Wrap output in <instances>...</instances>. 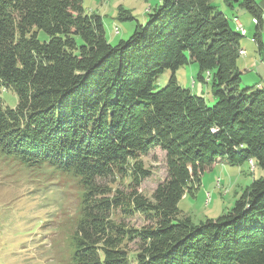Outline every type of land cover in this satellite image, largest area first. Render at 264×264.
<instances>
[{
	"label": "trees",
	"instance_id": "trees-1",
	"mask_svg": "<svg viewBox=\"0 0 264 264\" xmlns=\"http://www.w3.org/2000/svg\"><path fill=\"white\" fill-rule=\"evenodd\" d=\"M224 2L263 19L256 0ZM148 12L112 45L83 0H0V155L76 181L74 264H264V89L241 87L242 34L214 0H160ZM191 62L211 82L212 106L177 80ZM166 69L168 84L155 90ZM154 147L167 177L148 198L140 156ZM224 158L263 174L231 209L194 223L179 201ZM108 177L123 189L103 185ZM135 214L145 223L123 219Z\"/></svg>",
	"mask_w": 264,
	"mask_h": 264
},
{
	"label": "rangeland",
	"instance_id": "rangeland-1",
	"mask_svg": "<svg viewBox=\"0 0 264 264\" xmlns=\"http://www.w3.org/2000/svg\"><path fill=\"white\" fill-rule=\"evenodd\" d=\"M158 1L83 0V5L87 12L102 17L106 38L116 45L120 40H127L138 24L147 23L151 12L148 10L153 11L159 5ZM214 3L228 14L232 28L238 32L233 18L234 13L239 14L238 7L235 12L228 8L224 0H214ZM126 15H133L134 20L124 19ZM115 27L119 28L118 34ZM39 37L46 39V34L40 32ZM249 40L250 36L244 35L241 46L250 51ZM241 59L244 57L241 56L239 62ZM198 72L197 63L191 62L177 69V80L181 86L203 96L212 106L211 82L199 81ZM171 75V69L161 73L154 89L164 88ZM241 79V87L250 86L244 81V75ZM1 96L6 104L16 105V95L11 91L2 92ZM140 158L151 175L138 190L150 198L157 185L167 177L166 153L160 147H154ZM37 170L33 172L18 167L14 159L0 155V264H74L72 235L79 193L76 181L71 180L69 175L51 172L53 169L50 167ZM262 174L259 167H253L252 161L232 164L224 158L204 170L198 188L183 195L178 205L179 212L190 217L194 223L217 218L231 209L244 190ZM111 181L112 177H108L102 180V184L123 189L121 180ZM123 219L130 226L145 223L138 214ZM130 246L135 249L137 245L130 243Z\"/></svg>",
	"mask_w": 264,
	"mask_h": 264
},
{
	"label": "crops",
	"instance_id": "crops-1",
	"mask_svg": "<svg viewBox=\"0 0 264 264\" xmlns=\"http://www.w3.org/2000/svg\"><path fill=\"white\" fill-rule=\"evenodd\" d=\"M256 1L263 11V19L257 20V22H254L255 17H253L249 11H247L239 4H234L233 6H228L227 4L226 5L231 10H235V12H237V10L239 9V14L234 13L233 15L234 23L239 28L238 32L242 34V37L244 35L250 36V40L248 42L250 51L246 48H242L241 46L242 50L245 51V54L241 55L242 57H244V59H241L240 62H238L239 68L241 70V75L245 76L246 80L244 81H246L247 85H250V87H258L264 89V0ZM236 7H238V9ZM226 15L228 16L227 13ZM258 32L260 33V41H257L255 39V35Z\"/></svg>",
	"mask_w": 264,
	"mask_h": 264
},
{
	"label": "bare ground",
	"instance_id": "bare-ground-1",
	"mask_svg": "<svg viewBox=\"0 0 264 264\" xmlns=\"http://www.w3.org/2000/svg\"><path fill=\"white\" fill-rule=\"evenodd\" d=\"M254 22H255V19H254ZM242 31V30H241ZM119 32V30H118V28H116V33H118ZM244 55L245 54V51H243V50H241V55Z\"/></svg>",
	"mask_w": 264,
	"mask_h": 264
},
{
	"label": "built area",
	"instance_id": "built-area-1",
	"mask_svg": "<svg viewBox=\"0 0 264 264\" xmlns=\"http://www.w3.org/2000/svg\"><path fill=\"white\" fill-rule=\"evenodd\" d=\"M255 22H257V18H255Z\"/></svg>",
	"mask_w": 264,
	"mask_h": 264
}]
</instances>
